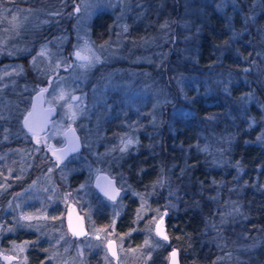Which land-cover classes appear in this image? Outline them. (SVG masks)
<instances>
[{
  "label": "trees",
  "instance_id": "obj_1",
  "mask_svg": "<svg viewBox=\"0 0 264 264\" xmlns=\"http://www.w3.org/2000/svg\"><path fill=\"white\" fill-rule=\"evenodd\" d=\"M222 1L194 0V10H201V14L190 15L194 21L187 26L180 24L188 20L184 16L188 12L186 0H131L139 4V10L125 8L123 12L122 8L130 5V0H125L116 10L97 12L91 20L93 38L102 43L113 36L118 20L125 22V41L133 46L136 41L135 49H125L133 48L139 55L168 40L169 52L160 69L155 62L134 64L140 73L148 72L140 78L142 84L149 77L155 78L165 87L162 96H171L163 106L162 120L152 123L145 113L133 129L136 142L128 151L119 152L115 147L112 153H100V160L86 153L85 146L80 151L87 161L108 163L112 172L124 175L134 190H156L151 205H163L164 199H169L166 185L161 183L172 181L177 202L166 211L169 241L163 240L152 251L148 264H157L159 258L167 264L168 249L173 245L180 248L183 264H264V0H233L226 7ZM67 2L71 5V0H0V20L5 21L0 24V34L10 23L12 40L37 47L57 34L72 33V11L63 8ZM163 2L170 10L162 6ZM26 7L40 9V22L21 24L15 16L13 20V13ZM121 14L124 16L119 19ZM149 41L156 43L143 48L142 43ZM30 55L16 58L27 68V79L40 80ZM127 58L118 64L132 66ZM135 84L132 82L128 89L132 101L138 91ZM112 98L120 101L115 94ZM121 101L130 110L123 98ZM128 116L114 118L123 121ZM115 119L106 124L105 135L110 140L118 139L125 129ZM13 135L0 143V156L6 153L0 165L2 245L12 248V243L27 242L30 262L40 264L50 254L48 225L44 231L15 224L6 206L11 199H18L32 177L54 161L47 147L34 143L25 128L20 136ZM105 146L109 147L106 143L100 149ZM25 161L32 164L29 172L22 167ZM75 166L69 188L86 180V167ZM125 197L126 209L116 223L117 230L124 234L135 223L140 200L132 194ZM231 208L235 210L232 215L226 213ZM63 214L55 220L58 226L53 227L64 225ZM112 219L108 205L94 215V221L102 227L110 226ZM133 236L137 237L133 245L143 242L141 234ZM97 257V264H102L101 256Z\"/></svg>",
  "mask_w": 264,
  "mask_h": 264
},
{
  "label": "rangeland",
  "instance_id": "obj_2",
  "mask_svg": "<svg viewBox=\"0 0 264 264\" xmlns=\"http://www.w3.org/2000/svg\"><path fill=\"white\" fill-rule=\"evenodd\" d=\"M121 1L125 0H71V5L67 2L63 8L72 11V33L57 34L49 40L42 41L37 47L33 44L27 45L18 40H12L13 32L10 23L8 28L4 29L3 34H0V143L14 138L13 134H21V130L25 128L22 119L30 107L31 96L36 88L45 87L47 89L46 103H56L60 111L51 122L52 124L46 133L35 134L40 141L39 143L35 140V135L25 129L29 138L33 142L35 141L34 143L43 144L47 147L54 164L49 165L38 176L32 177L31 181L17 195L18 199L15 200L17 202L11 199L6 206V211L11 212L15 224L31 225L44 231L46 230L44 227L48 225L50 237L46 241L51 248L49 257L43 261V264H97V259L99 260L97 256H101L102 264H148L153 254L152 251L163 241V238L156 234L155 225L160 216L166 211L169 212L177 202L172 195V186L174 185L171 180L165 181V184L161 183L162 186L166 185L169 193L166 195L169 199H164L163 205H151L150 201L156 190H134L124 175L112 172L108 163L101 165L98 163L99 161H87L85 153L82 152L74 154L63 164H57L56 158L51 154L52 146L64 145V130L70 124H74L82 134L85 152H88L89 155L94 154L100 160L104 154L103 151L112 153L114 148L118 147L119 152H121L120 149L124 147L122 141L129 139L134 141L126 151L135 145L136 137H134L133 129L138 126L137 123L143 120L145 113L152 123L162 120L163 106L171 96H162L164 94L162 90L165 87L158 81L157 83L155 78L149 77L142 84L143 80L140 78H144L148 72L143 70L140 73L141 70L134 64L137 61L155 62L156 67L160 69V64L169 52L166 44L168 40H165L158 48L147 49L148 53L142 52L139 55L133 51L136 41L131 39L135 44L134 46L128 45V41H125L123 37L128 25L122 20H118L116 28H113L115 33L109 37L108 41L95 42L93 38L91 32L92 18L101 10H116ZM193 2L194 0H186L185 6L188 12L184 16L188 20L180 21V24L182 23L184 26L193 23L194 19L190 15L201 14L199 13L201 10H194ZM229 3H233V0L222 1L225 7ZM129 4L131 7L134 2L130 0ZM135 5L138 4L135 3ZM162 6L170 10V6L166 2H163ZM77 7H79L78 12L76 11ZM128 7L127 4L125 8ZM39 10L33 7L19 8L13 13V17L18 18V22L21 24H24L23 22L36 24L40 22L37 19ZM122 15H119L118 18L120 19ZM72 17L70 18L72 19ZM3 21L1 19L0 24ZM168 23L170 24L171 21ZM2 27L0 25V30ZM155 43L156 41H149V43L144 42L142 45L143 48L145 46L148 48ZM131 47L134 49H125ZM42 50L45 54H41ZM78 50H82L83 55L98 56L100 59L98 62L93 61L90 66H83L87 65V62L78 60L74 55ZM25 53H31V66L37 71L40 80L31 81L26 78L27 68L21 60L16 58L17 55ZM124 57L130 58L127 59L133 65L118 64ZM173 69L177 70L175 64ZM43 78L45 81L41 82ZM129 78H132L134 84L136 83V87H134L138 90L133 94L136 97L135 101L131 100L132 97L128 90L132 84L128 81ZM61 92L64 93L63 99H60ZM112 94L117 95V98L120 97V101L112 98ZM73 96L79 99L73 100ZM122 98L130 110L124 108ZM73 112L76 113L74 118L72 117ZM124 113L129 115L128 118L123 121L115 119L117 116L125 115ZM112 119H115L125 129L118 139L110 140V137L105 135V130L106 124L111 123ZM106 143L109 147L105 146L100 149V146L102 144L104 146ZM21 156L23 157V155ZM4 157H6V153L2 152L0 156L1 167ZM78 164L86 167V175H84L86 180L76 188H69L70 175L75 171V165ZM31 165V163L26 162L22 167L27 171ZM103 170L115 176L119 186L122 187L120 197L115 200L103 195L93 183L95 175ZM57 179L61 186L58 185ZM129 194L138 196L140 200L135 215V223L124 234L117 230L116 223L119 215L126 209L125 196ZM72 204L77 206L83 214L84 221H86V230L83 235H76L69 228L67 214ZM106 205L113 211V221L110 226L102 227L96 224L94 215L98 209L102 210ZM234 211L231 208L226 213L232 215ZM62 212H64L65 218L64 225L53 227L54 225L58 226L55 220L60 217ZM23 216H29L31 219L24 220L22 219ZM223 219L225 220L226 217ZM13 226L16 227V225ZM135 234L142 235L143 242L139 245L132 244L137 239L136 236H133ZM109 239H114L117 242V256H113L108 251L107 241ZM11 247L2 245V236L0 235V252L9 251L18 254L20 257L17 262L12 264H35L30 262L28 257L29 244L27 242L12 243ZM161 261L162 258H159L157 264H162ZM0 262L4 263L1 258Z\"/></svg>",
  "mask_w": 264,
  "mask_h": 264
},
{
  "label": "water",
  "instance_id": "obj_3",
  "mask_svg": "<svg viewBox=\"0 0 264 264\" xmlns=\"http://www.w3.org/2000/svg\"><path fill=\"white\" fill-rule=\"evenodd\" d=\"M41 89H45V87L41 86L35 89V91L33 92L32 97H31L30 107L22 119V124L25 127V123H24L25 117L28 116L29 113H32V115L29 117V123L33 131H29L28 127H25V129L33 133L34 135L46 133V131L49 130L52 124L51 123L52 120L60 112L59 106L56 103L55 104L46 103L45 101L46 91L41 92ZM64 133H65L64 145L52 146L51 154L57 159L58 163L65 162L69 158L70 154L80 152V150L84 147L82 134L78 131L77 127L74 124L68 125V127L64 130ZM36 136L37 135H35V140H37ZM58 157L60 158L58 159ZM94 185L107 198H110V195H114L115 199H117L122 193V187L119 186L116 177L112 176L106 170L99 171L95 175ZM106 193H108L109 195H106ZM115 199H112V200H115ZM166 214L167 213H164L162 216H160V219L158 220V222H160L161 217H163V222L162 224H160V227L164 231V233L168 236V241H169L168 229H166V222H165ZM67 222H68L71 232L73 233H78V232L84 233L86 230V221H84L83 214L80 212V210H78L75 204H72L70 208L68 209ZM156 225H155V229H156ZM109 241L114 242L112 244V247L115 248L117 252V242L114 239H109L107 242ZM173 250H176V253H177V256H176L177 264H183L181 262V250L176 245H173V247L169 249L170 252H169L167 264H170V253ZM108 251L109 253H111V251L109 250V247H108ZM5 256L12 257L13 259L5 260L4 259ZM0 258L2 259V261H4L5 264H12L14 262H17L20 259L18 254H15L9 251H6V252L1 251Z\"/></svg>",
  "mask_w": 264,
  "mask_h": 264
},
{
  "label": "snow or ice",
  "instance_id": "obj_4",
  "mask_svg": "<svg viewBox=\"0 0 264 264\" xmlns=\"http://www.w3.org/2000/svg\"><path fill=\"white\" fill-rule=\"evenodd\" d=\"M76 11H77V12L79 11V7L76 8ZM13 20H15V17H13ZM41 54H45V53L43 52V50H42V53H41ZM74 55L77 57L78 60H82V61H86V62H87V65H83V66H90V65L93 63V61L98 62L99 59H100L98 56H87V55H83V54H82V50H78L77 52L74 53ZM46 90H47V89H41V92H44V91H46ZM63 97H64V93L61 92V94H60V99H63ZM72 99H73V100H77V99H79V98L73 96ZM31 115H32V113H29V115L26 116V117H25V120H24L25 127H28L29 131H33L32 127H31V125H30V123H29V117H30ZM75 116H76V113L73 112V113H72V117L74 118ZM39 142H40L39 139H37V143H39ZM122 143H124V147L121 148L120 150H121V152H124V151L127 150V148H128L131 144L134 143V141H132V140L129 139V140H127V141H122ZM59 158H60V157H58V159H59ZM106 195H109V194L106 193ZM110 198H111V199H115V196H114V195H110ZM22 219H24V220H29V219H31V217H29V216H23ZM162 222H163V217H161L160 222H158L157 225H156V234H157L158 236L162 237L163 240H168V236L164 233V231H163V230L161 229V227H160V224H162ZM75 234H76V235H83L84 233H83V232H78V233H75ZM113 243H114V242L109 241V242H108V247H109V250L111 251L112 255H113V256H116V255H117V252H116L115 248L112 247V244H113ZM146 243H147V241H146ZM149 255H150V254H149ZM176 256H177L176 250H173V251L170 253V264H177ZM4 259H5V260H10V259H13V258H12V257H7V256H5ZM42 264H43V262H42Z\"/></svg>",
  "mask_w": 264,
  "mask_h": 264
},
{
  "label": "flooded vegetation",
  "instance_id": "obj_5",
  "mask_svg": "<svg viewBox=\"0 0 264 264\" xmlns=\"http://www.w3.org/2000/svg\"><path fill=\"white\" fill-rule=\"evenodd\" d=\"M126 3H127V2H126ZM137 6H139V4H138ZM137 6H136V5H135V3H134V4H132V6H131V7H130V5H129V7H128V8H126V9H128V10H129V9H131V8H132V9H133V11H135V10H137V9L139 10V8H138ZM122 9H123V12H124V10H125V7H123ZM132 9H131V10H132ZM104 11H106V10H101V12H104ZM123 16H124V15H123ZM123 16H122V17H123Z\"/></svg>",
  "mask_w": 264,
  "mask_h": 264
}]
</instances>
